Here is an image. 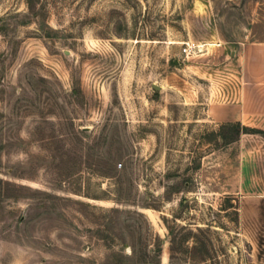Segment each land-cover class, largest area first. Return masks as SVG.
I'll return each instance as SVG.
<instances>
[{"label": "rangeland", "instance_id": "obj_1", "mask_svg": "<svg viewBox=\"0 0 264 264\" xmlns=\"http://www.w3.org/2000/svg\"><path fill=\"white\" fill-rule=\"evenodd\" d=\"M248 41L264 0H0V264H264L207 115Z\"/></svg>", "mask_w": 264, "mask_h": 264}, {"label": "crops", "instance_id": "obj_2", "mask_svg": "<svg viewBox=\"0 0 264 264\" xmlns=\"http://www.w3.org/2000/svg\"><path fill=\"white\" fill-rule=\"evenodd\" d=\"M236 54L239 84L228 100L208 105L207 115L264 130V41L242 42ZM234 144L239 223L252 252L264 262V137L240 130Z\"/></svg>", "mask_w": 264, "mask_h": 264}, {"label": "trees", "instance_id": "obj_3", "mask_svg": "<svg viewBox=\"0 0 264 264\" xmlns=\"http://www.w3.org/2000/svg\"><path fill=\"white\" fill-rule=\"evenodd\" d=\"M239 129L242 130V131L256 132V133L261 134L264 137V130H261V129L247 128V127H244V126H240ZM239 129L237 131H240Z\"/></svg>", "mask_w": 264, "mask_h": 264}, {"label": "built area", "instance_id": "obj_4", "mask_svg": "<svg viewBox=\"0 0 264 264\" xmlns=\"http://www.w3.org/2000/svg\"><path fill=\"white\" fill-rule=\"evenodd\" d=\"M191 48H193V44L192 43H184V46L182 47V51L187 52L188 50H190Z\"/></svg>", "mask_w": 264, "mask_h": 264}]
</instances>
